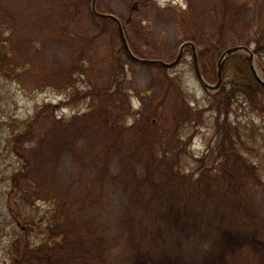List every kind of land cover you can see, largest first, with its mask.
<instances>
[{
	"label": "rangeland",
	"instance_id": "obj_1",
	"mask_svg": "<svg viewBox=\"0 0 264 264\" xmlns=\"http://www.w3.org/2000/svg\"><path fill=\"white\" fill-rule=\"evenodd\" d=\"M92 1L0 3V24L4 18L10 23L3 33L0 31V41H6L7 50L18 62L15 68L5 66V71H0V264H13L14 244L25 233L10 214L9 195L15 174L26 165L34 189L38 191L39 187L41 191L39 197L35 194V209L28 212L29 223L38 216L50 218L52 211L45 199L67 198V194L77 191L82 194L77 196L82 201L80 207L86 202L87 210L105 212L112 217L110 222L118 216V227L125 226L128 236L129 263L264 264V119L245 105L236 106L231 119L242 125L243 133L236 136L244 144L239 145V155L231 163L215 155L206 161L212 175L197 172V162L207 156L209 145L214 148L217 142L216 116L202 110L194 122L179 114L181 124L174 131L176 122L171 110L179 102L203 108L218 92L203 88L190 53L177 66L165 68L166 73L161 66L143 64L124 54L116 28L98 23L90 13ZM216 1L98 0L97 9L128 25L126 39L139 58L172 63L183 44L193 43V37L198 50L208 38L216 39L215 20L221 17L219 10L212 11ZM236 2L231 10L235 22L230 47L247 46L253 51V34L264 24V0ZM187 14L190 16L185 20ZM28 48L37 51L36 56ZM88 59L92 66L86 70L83 63ZM117 64L124 68V74ZM257 70L261 78V70ZM115 75L126 78V90L132 93L130 102H121L114 115L125 126L109 129L104 128L103 119L99 123L89 120L85 101L60 107L76 92L86 91L90 82L103 85ZM152 102L153 106L149 104ZM157 102L163 105L158 118L154 115ZM49 104L59 108L57 121H53L49 110V115L38 123L40 141L17 155L13 150L15 137L36 112ZM125 117L134 125L125 122ZM161 129L166 136L177 132L176 146L181 153L178 170L186 176L171 190L175 175L165 168L162 158L157 161L151 157L148 147V130L151 134L154 131L155 141L151 137V142L158 143L161 136L155 133ZM248 131L256 132V140ZM172 142L159 150L165 155ZM108 143L106 153L111 162L108 167L97 168ZM139 170L148 175L147 180H134L133 174ZM20 186L29 187L23 181ZM167 192L176 200L165 197L162 204L168 202L174 208L177 202L179 219L174 211L167 210L162 230L154 237L156 247L160 246L164 254L148 246L145 260L141 251L148 245V232L142 231L138 219L146 211H155L157 201ZM140 196L143 205L137 204ZM31 241H35L33 236Z\"/></svg>",
	"mask_w": 264,
	"mask_h": 264
},
{
	"label": "trees",
	"instance_id": "obj_2",
	"mask_svg": "<svg viewBox=\"0 0 264 264\" xmlns=\"http://www.w3.org/2000/svg\"><path fill=\"white\" fill-rule=\"evenodd\" d=\"M2 1L3 0H0V3ZM235 5H237L236 0H221L220 2L218 0L212 5V11L216 9V11L219 10L221 13V17L215 20L217 29L216 39L212 41L208 38L207 44L202 49L198 50L202 76L211 84L217 83V64L221 55L231 48L230 33L233 29V23L235 22L231 10ZM90 13L93 14L92 10ZM189 16L190 15L187 14L185 20H188ZM95 20L106 26L112 25L119 34L117 25L113 21L101 19L97 16H95ZM9 24V21L4 18L0 24V31L2 30L3 33L4 28L7 25L9 26ZM123 26L127 34L128 25L126 24ZM198 29L200 30L201 27L198 26ZM8 30L10 32L13 31L12 28L9 27ZM254 35L256 40L253 42L251 41L254 45L253 53L256 58V63L264 76V24L254 32L253 36ZM194 41L197 43L196 37H193V43H195ZM5 42L6 41L3 40L0 41L1 72L5 71V66L9 68H15L16 65L18 66L15 54L7 50V44ZM28 52L32 56H36L37 54V51H34L33 48H28ZM122 52L128 55L123 43ZM186 53H190L193 58L191 49H188L185 54ZM90 54L91 52L89 51L88 55ZM134 54L138 57L137 53ZM83 66H85L86 70L89 69L92 66L90 59L86 60ZM117 66L120 68L122 74H124V68H122L120 64H117ZM26 69H30L28 65ZM163 70L164 73L167 72L165 68H163ZM223 77L225 79L224 87L219 94L212 97L213 102H206L203 108L199 106L193 108L190 102H185L183 105L179 102L176 108L171 110V116L175 118L173 121L176 122L174 131H177L181 124L179 114L182 118L188 120L194 119V122L197 120L196 117H199L202 110L216 116L217 142L214 148L212 144L209 145L205 154L207 156L202 157L200 161L197 162L196 167L197 172H211V175V166L207 165L206 161H211L210 158L217 155V159H224L225 163H231L234 158L239 155V145H244L242 142H239L236 137L238 134L243 133L240 128V126L242 127L241 123L239 125L231 119L235 107L243 108L242 106L245 105L254 111L258 117L264 119V86L255 78L249 58L240 55L230 58L224 66ZM167 81L169 82V80ZM90 83L86 91L76 92L74 95L64 100V104H61L60 107H72L78 105L80 101H85L87 103L85 116L89 117V120L95 119L99 123L100 119H103L104 128L109 129H118L121 125L125 126V123L122 124L123 121L120 122L119 120H115L114 115L118 113V107L121 102L124 100H127L128 103L130 102L129 97L132 93L126 90V78H122L121 75H115L110 77L109 82L103 85L94 84V82ZM149 104L153 106L154 102ZM155 107L154 115L158 118L160 111L163 110V105L157 102L154 105V108ZM58 109L59 108L56 106L49 104L46 109H40L35 113L32 120L21 129L14 139L13 150L17 155H20L21 151L26 149V147L35 145L40 141L38 135L40 134L39 121L46 115H49L48 113L50 110L51 115H53V121L56 122V119H58ZM95 115H97V117L93 118ZM125 118V122L128 123L129 119H127V117ZM134 123L130 124L133 126ZM61 124L62 126L67 125L66 122H61ZM148 132L150 134L148 147L151 157L156 158L157 161L162 158V162H164L163 164L166 166L165 168L168 169L172 175H175L176 179H172L169 186L171 190L174 188L173 186L176 187L177 182H181L182 179L186 178L185 172L182 174L178 170V164L180 162L179 157H181L179 146H176L179 142L177 139L178 134L174 132L168 133V136H166L161 129L155 133L156 137L161 136V141L159 140L158 143H154L151 142V137L154 139V131L152 134L151 131L148 130ZM248 132L251 133V139L256 140V132ZM170 140L173 141L171 143L172 148L164 155V152L159 150V148H164L165 143L169 144ZM109 148L108 143L107 148H105V153H103L101 157L104 163H98L97 168H99V166L108 167V164H110L111 156L109 153H106ZM253 164L254 162L252 165ZM247 165H251V162L248 161ZM28 170L29 167L26 165L22 169V172L15 174L13 178V192L9 195L10 214L20 227L23 228L22 233L25 232L14 244L16 256H13V264H136L135 261L132 263L127 261L129 260V248L126 244L128 236L125 232V226H123V228L120 226L118 227V216H113L115 217V222H110L112 217L110 218L105 212L100 211L95 214L87 210L85 208L86 202L80 207L82 201L77 197L78 195H82L80 192L75 191L69 193L67 194V198L61 196L58 199L56 197L54 201L50 198L45 199V203L50 206V210L52 211L50 218L45 219L38 216L39 218H35L33 222L29 223L31 219L28 212L31 208L35 209L33 204V202L36 201L35 194L39 197L41 191L39 187L37 188L39 192L34 189L35 184L29 179ZM189 173H192V171L190 170ZM133 176L134 180L137 182L140 179L147 180L148 178V175L145 174L143 170H139L137 173H134ZM224 176L227 177V174ZM22 181L24 184H27V187L29 186L27 189L26 186L23 189L21 188L20 182ZM180 188L183 189V193L186 192L185 186ZM165 197L176 200L170 192H167V194L157 201L155 211H146L143 213V217L138 219V224L142 231L148 232L146 234L149 238L148 245L141 251V253L143 252L142 257L145 260L148 257V246H150L151 250L154 248L159 254H164V250L160 248V246L156 247L154 237L155 235H159L160 230H162L161 222L167 210L174 211L175 216L177 215L179 219V215L177 214L178 210L175 209L177 202L174 208L168 202L162 204L166 199ZM143 203H145V201L143 197L140 196L137 204L143 205ZM181 212L183 213L182 209ZM185 219H188L187 216ZM190 219H192L191 216ZM31 236H33V240L35 241H31ZM123 238H125V240ZM117 248H119L118 252L116 251Z\"/></svg>",
	"mask_w": 264,
	"mask_h": 264
},
{
	"label": "water",
	"instance_id": "obj_3",
	"mask_svg": "<svg viewBox=\"0 0 264 264\" xmlns=\"http://www.w3.org/2000/svg\"><path fill=\"white\" fill-rule=\"evenodd\" d=\"M96 2H97V0H94V1H93V9H94V12H95L96 14H98V13L96 12ZM98 16H100V17H102V18H104V19L113 20V21L117 22L118 27H119V30H120V32H121V37H122L123 42H124V45H125V47H126V50L129 52V54H130L134 59H136V60H138V61H140V62H142V63H145V64L160 65L161 67H164V68H168V69H169V68H172V67L176 66V65L180 62V60H181V58H182V56H183V53H184L185 49L190 47V48L193 49V52H194V64H195V68H196L197 75H198L199 79L201 80V82L203 83L204 87H205L206 89H210V90H221V88H222V86H223V76H222V73H223V67H224L225 62H226L229 58L233 57L234 55H238V54H246V55H248V57H249V58L251 59V61H252V66H253V70H254V73H255L256 78L259 80V82H261V83L264 85V81L260 78V76H259V75L257 74V72H256V68H255V67H256V64H255V57H254L253 53L251 52V50H250L249 48H247V47L240 46V47H235V48L229 49V50H227V51L221 56V58H220V60H219V63H218V83H217L216 85H214V86H211V85H209V84L203 79V77H202V75H201L200 68H199V64H198L197 51H196V48H195V46H194L193 44H185L184 46H182V48H181V52H180L178 58H177L173 63H165V62H161V61L140 60V59L136 58V57L132 54V52H131V50H130V48H129V46H128V43H127V41H126V38H125V35H124V32H123L122 25H121V23L117 20V18H115L114 16H107V15H101V14H98Z\"/></svg>",
	"mask_w": 264,
	"mask_h": 264
}]
</instances>
